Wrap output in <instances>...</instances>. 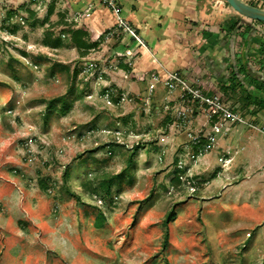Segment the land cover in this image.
<instances>
[{
	"label": "rangeland",
	"instance_id": "374dc122",
	"mask_svg": "<svg viewBox=\"0 0 264 264\" xmlns=\"http://www.w3.org/2000/svg\"><path fill=\"white\" fill-rule=\"evenodd\" d=\"M104 6L0 0V264H264V22L253 21L252 62L263 78L239 75L249 98L215 89L232 60L220 82L198 77L238 116L214 124L207 107L165 84L166 71L189 84L196 76L150 68L151 49ZM66 23L95 47L79 56L63 35L61 47L45 46V33ZM64 94L65 113L60 102L47 112Z\"/></svg>",
	"mask_w": 264,
	"mask_h": 264
},
{
	"label": "crops",
	"instance_id": "0c3cea01",
	"mask_svg": "<svg viewBox=\"0 0 264 264\" xmlns=\"http://www.w3.org/2000/svg\"><path fill=\"white\" fill-rule=\"evenodd\" d=\"M116 2L122 16L155 55V62L148 63L150 68L187 72L206 84L208 80L220 82L232 60L238 66L243 65L253 78L260 77L252 66V62L260 61L261 44L257 40L260 25L230 17L233 14L225 10L223 0ZM232 21L237 24L230 30ZM215 86L219 88L216 83ZM211 89L207 92H213Z\"/></svg>",
	"mask_w": 264,
	"mask_h": 264
},
{
	"label": "trees",
	"instance_id": "16d2710c",
	"mask_svg": "<svg viewBox=\"0 0 264 264\" xmlns=\"http://www.w3.org/2000/svg\"><path fill=\"white\" fill-rule=\"evenodd\" d=\"M248 3H250L252 5H255V6H259V7H264L263 5H258L257 3L253 2V1H250ZM225 4L227 5L226 2H225ZM51 11H52V6L50 5L48 7V12L50 13ZM232 14L233 15L230 16V17H233V16L238 17L235 12L232 13ZM251 21H254V20H251ZM236 24H237L236 21H232V23L229 25V29L233 30L235 28ZM61 35L67 37L71 41V43L73 44V46L77 50L79 56H84L89 50L93 49L95 47V45H96V42L91 40V37H90L89 33L85 29L74 27L70 23L69 24L66 23L62 27L61 33H59L55 37L52 36V33L46 32L44 37H43V41L42 42H43V44L45 46H49L51 48H59V47H61L63 45V39L61 38ZM130 38H131V40L135 39V38H133L131 36H130ZM262 49L264 50V45H263ZM119 66H120V68H122L125 71L130 69L129 67H127L124 64H120ZM236 66H235V68H231L227 80L225 82H222L220 84V86H219V89H222L224 92H235L237 89L245 90V88L243 87V83H242L243 81L240 80L239 75L246 74L247 77H249L248 76L249 74L246 73V71L243 68V65H239V66L236 65ZM250 81L251 82L254 81L253 77L250 78ZM250 81L246 83L247 86L253 87L256 90H260V87H258L259 85L258 86L257 85L253 86ZM245 91H246V94H245L246 98H249L250 97V93L247 91V87H246ZM55 102H60V104H61L60 112L61 113H65V110L68 108V103L66 101L65 94L57 96V97L52 98V99H49L47 101V104H46L47 112H49V110L51 108L55 107ZM258 102H260V99H259ZM214 120H216V117H213L212 121H214ZM205 142H206L205 138L199 137L198 138V143L194 144L195 145L194 146V151L196 152L198 148L203 147ZM131 159H132L131 157H128L127 164H130L132 162ZM122 172L123 171H121L120 173H118L116 175H112V176H110L108 178L107 181H104L103 184L106 187V191H105L106 193H109V190H110L109 188H110V184H111L112 180L114 178L115 179L119 178V176H120V174ZM63 177H64V180L66 181V179L68 177V169L64 170ZM175 181L178 182V176L175 177ZM172 218H173V212L169 211V212H167L165 214L163 220L161 221V225L165 229L164 233H163V241H162L163 243H162V245L166 244V242L168 240L167 227H168V224H169V222L171 221ZM96 224L98 226L101 225V223H99V222L96 223Z\"/></svg>",
	"mask_w": 264,
	"mask_h": 264
},
{
	"label": "built area",
	"instance_id": "2783aa9c",
	"mask_svg": "<svg viewBox=\"0 0 264 264\" xmlns=\"http://www.w3.org/2000/svg\"><path fill=\"white\" fill-rule=\"evenodd\" d=\"M99 2L104 4L112 12L116 27L122 29L129 36L135 38L138 43H141V40L134 33V30L122 16L120 7L116 0H99ZM198 81L199 79L195 78L193 83L189 84L185 81V79H182L179 76V73L166 71L165 84L167 87L172 90L175 84L180 85L181 89H183L182 96L187 97L188 100L199 102L201 105L207 107L208 118L211 122H214L215 124L221 119L238 120L237 114L231 112L227 107H225L217 95L203 92L197 85ZM213 117H216V120L212 121Z\"/></svg>",
	"mask_w": 264,
	"mask_h": 264
},
{
	"label": "water",
	"instance_id": "95a60500",
	"mask_svg": "<svg viewBox=\"0 0 264 264\" xmlns=\"http://www.w3.org/2000/svg\"><path fill=\"white\" fill-rule=\"evenodd\" d=\"M241 19L264 22V7L252 5L244 0H224Z\"/></svg>",
	"mask_w": 264,
	"mask_h": 264
},
{
	"label": "flooded vegetation",
	"instance_id": "af4514ba",
	"mask_svg": "<svg viewBox=\"0 0 264 264\" xmlns=\"http://www.w3.org/2000/svg\"><path fill=\"white\" fill-rule=\"evenodd\" d=\"M245 70V69H244ZM263 80H264V78H263Z\"/></svg>",
	"mask_w": 264,
	"mask_h": 264
}]
</instances>
